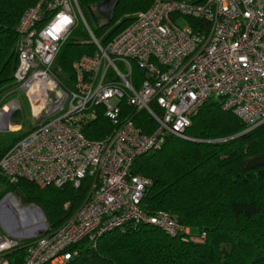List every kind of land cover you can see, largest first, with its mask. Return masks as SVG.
Here are the masks:
<instances>
[{
	"label": "built area",
	"instance_id": "built-area-1",
	"mask_svg": "<svg viewBox=\"0 0 264 264\" xmlns=\"http://www.w3.org/2000/svg\"><path fill=\"white\" fill-rule=\"evenodd\" d=\"M79 26L96 50L73 62L74 84L65 89L54 61ZM16 32L13 78L31 106L33 127L0 155V185L24 180L40 188L77 189L86 179L90 185L83 204L59 228L34 237L0 231V264H14L18 250L21 264H66L79 255V245L94 248L103 235L127 226L155 228L169 237L187 234L168 213L147 215L140 208L151 181L133 176L131 167L170 136L190 140L185 132L207 102L248 130L264 123V0H154L104 47L77 0H39ZM134 66L142 73L138 81ZM122 101L136 114L145 112L154 131L142 133L134 118L122 119ZM19 108L18 99L1 108L0 130H11ZM98 108L111 131L88 139L82 131ZM11 193L0 199V210L10 214Z\"/></svg>",
	"mask_w": 264,
	"mask_h": 264
},
{
	"label": "trees",
	"instance_id": "trees-1",
	"mask_svg": "<svg viewBox=\"0 0 264 264\" xmlns=\"http://www.w3.org/2000/svg\"><path fill=\"white\" fill-rule=\"evenodd\" d=\"M38 1L0 0V107L17 94L13 78L18 62L16 27ZM101 1L77 3L102 47L154 2L119 0L112 20L100 25L102 17L96 5ZM91 17L95 26L89 23ZM95 50L82 26L71 32L53 66L65 89L74 84L73 62ZM141 77L134 66L133 78L138 81ZM97 114L82 131L88 139H100L111 131L101 108ZM127 116L134 118L142 133L154 131L155 125L145 112L136 114L122 101L120 117ZM185 134L190 140L170 136L159 151L137 157L131 174L151 181L140 208L147 215L166 212L189 232L169 237L155 228L127 226L103 235L94 248L79 245V255L66 264H264V123L248 130L231 113L207 102ZM18 140L0 141V155ZM89 185L86 179L77 189L70 185L40 188L21 180L15 185L4 184L6 190L0 199L7 192L17 193L25 203L39 207L50 230H55L77 212L87 198ZM19 252H14V264L22 262L23 253Z\"/></svg>",
	"mask_w": 264,
	"mask_h": 264
},
{
	"label": "rangeland",
	"instance_id": "rangeland-1",
	"mask_svg": "<svg viewBox=\"0 0 264 264\" xmlns=\"http://www.w3.org/2000/svg\"><path fill=\"white\" fill-rule=\"evenodd\" d=\"M86 23L88 22L86 21ZM89 23L95 26L94 19L92 17L90 18ZM105 23L106 21L101 19L99 24L102 25ZM178 25L180 27H185L186 23L181 20L178 22ZM78 39L82 40L83 38L78 37ZM89 40L91 42L90 37ZM15 90L17 91L15 97L19 99L20 108L9 121L11 130H0V141L5 143H13L22 135H26L33 127L31 106L27 99L24 98L22 94L18 93L17 86ZM177 139L183 140L180 138ZM5 190L6 187L4 185H0V194ZM8 197L10 199H7V203L10 207L9 209L11 211V214L7 212L8 210L6 209L0 210V231L2 233H5L4 228H6L12 233L22 234L26 237H34L42 233L45 229H50L49 223L47 222L44 213L39 207L32 203H25L17 193H11V197ZM13 200H15L17 205H14ZM64 207L67 208L68 205L66 204ZM20 209H24L23 211H21V214H19Z\"/></svg>",
	"mask_w": 264,
	"mask_h": 264
},
{
	"label": "water",
	"instance_id": "water-1",
	"mask_svg": "<svg viewBox=\"0 0 264 264\" xmlns=\"http://www.w3.org/2000/svg\"><path fill=\"white\" fill-rule=\"evenodd\" d=\"M119 0H103L96 5V11L106 22L112 20Z\"/></svg>",
	"mask_w": 264,
	"mask_h": 264
},
{
	"label": "crops",
	"instance_id": "crops-1",
	"mask_svg": "<svg viewBox=\"0 0 264 264\" xmlns=\"http://www.w3.org/2000/svg\"><path fill=\"white\" fill-rule=\"evenodd\" d=\"M14 99H18V98H16V97L11 98V99H10L7 103H5L1 108L6 107L7 104H8L11 100H14ZM18 100H19V99H18Z\"/></svg>",
	"mask_w": 264,
	"mask_h": 264
},
{
	"label": "bare ground",
	"instance_id": "bare-ground-1",
	"mask_svg": "<svg viewBox=\"0 0 264 264\" xmlns=\"http://www.w3.org/2000/svg\"><path fill=\"white\" fill-rule=\"evenodd\" d=\"M6 110V109H5Z\"/></svg>",
	"mask_w": 264,
	"mask_h": 264
}]
</instances>
